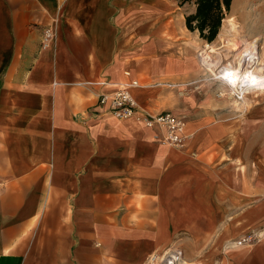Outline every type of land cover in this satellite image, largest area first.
Instances as JSON below:
<instances>
[{
	"label": "crops",
	"instance_id": "crops-1",
	"mask_svg": "<svg viewBox=\"0 0 264 264\" xmlns=\"http://www.w3.org/2000/svg\"><path fill=\"white\" fill-rule=\"evenodd\" d=\"M130 3L0 0V264H147L173 249L187 264H264V151L224 178L208 130L186 121L177 149L97 106L135 79L140 109L169 111L152 81L198 71L162 37L170 21ZM244 234L257 238L234 244Z\"/></svg>",
	"mask_w": 264,
	"mask_h": 264
},
{
	"label": "rangeland",
	"instance_id": "rangeland-1",
	"mask_svg": "<svg viewBox=\"0 0 264 264\" xmlns=\"http://www.w3.org/2000/svg\"><path fill=\"white\" fill-rule=\"evenodd\" d=\"M132 1L135 0H126L124 5L130 6ZM141 2L144 20L158 16L164 17L165 22L170 21L169 27L174 32L168 36L165 32L161 33L162 37H167L170 45L176 50L193 51L198 70L185 80L171 82L157 79L152 81V85L168 89L171 98L168 100L174 103L169 111H177L183 115L185 121L193 122L197 134L198 130H208V137L212 141L208 150V163H210L208 165L211 168L219 171L222 168V173L219 174L224 178H229L232 171L234 175L238 172L240 177L246 178V168L253 162L257 166L256 159L262 156L264 151V94L249 97L251 100L247 99V104L241 102L235 92L218 84L219 80L212 79L214 75L198 63L197 54L200 48L205 47L206 60L208 62L212 58L219 60L222 67L232 59L226 58L225 54L233 48L232 45H235L233 37L241 34L249 41L259 38L256 48L259 55L264 57V0H232L230 10L220 26V29L223 26L224 35L221 37L217 35L211 42L202 39L197 31H190L185 25V16L195 10L193 2L183 4L179 0H141ZM206 43L209 46H205ZM238 50L234 53L239 52ZM192 138L188 136V140ZM201 140L198 138V141ZM255 173L257 176V168ZM241 237L233 241L234 244H237ZM252 242L253 240L249 243ZM174 251L179 253L178 259H181V264H187L183 251L180 249ZM196 261L193 259L192 262Z\"/></svg>",
	"mask_w": 264,
	"mask_h": 264
},
{
	"label": "bare ground",
	"instance_id": "bare-ground-1",
	"mask_svg": "<svg viewBox=\"0 0 264 264\" xmlns=\"http://www.w3.org/2000/svg\"><path fill=\"white\" fill-rule=\"evenodd\" d=\"M224 32L222 26L218 33V37L223 36ZM233 39H235V41L233 40L235 45H232L233 48L231 47L232 49L226 51L225 54L226 58L232 59L226 64H223L224 66L221 67L220 65H222V63L220 64L219 60H213V58L208 62V60H206L207 51L204 49L205 47L200 48L198 62L204 69L209 71L211 75H214L212 78L213 80H219L218 84L231 89V91L235 92L238 96L237 99L247 104V102L251 100L249 97L264 94V57L259 55L256 48V43L259 41V38L249 41L244 35L240 34L237 37L234 36ZM205 46H209V44L206 43ZM250 47L251 49H249ZM239 48H241L240 51L238 50ZM237 50L239 52L234 53V51ZM178 257V253L174 250H168L159 256L157 263L152 264H181V259H178ZM153 261L154 259L151 260V262Z\"/></svg>",
	"mask_w": 264,
	"mask_h": 264
},
{
	"label": "built area",
	"instance_id": "built-area-1",
	"mask_svg": "<svg viewBox=\"0 0 264 264\" xmlns=\"http://www.w3.org/2000/svg\"><path fill=\"white\" fill-rule=\"evenodd\" d=\"M53 36L54 34L51 28H44L41 46L48 47ZM138 86L139 83L135 79L123 82L113 92L100 94L97 106L100 107L101 110L109 112L120 119L133 117L147 127H157L162 142L177 149H183L188 140V135L185 131V118L176 115L172 111L164 110L156 114H149L140 109L133 94V89ZM254 239L255 237L253 234H247L242 236L241 239L237 241L236 245L249 243ZM158 258L159 256L152 255L147 264L157 263ZM152 259H154L153 262H151Z\"/></svg>",
	"mask_w": 264,
	"mask_h": 264
},
{
	"label": "trees",
	"instance_id": "trees-1",
	"mask_svg": "<svg viewBox=\"0 0 264 264\" xmlns=\"http://www.w3.org/2000/svg\"><path fill=\"white\" fill-rule=\"evenodd\" d=\"M179 2L181 4L193 2L195 10L185 16V25L190 31H197L202 39L211 42L217 37L232 0H179Z\"/></svg>",
	"mask_w": 264,
	"mask_h": 264
}]
</instances>
